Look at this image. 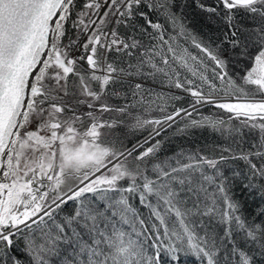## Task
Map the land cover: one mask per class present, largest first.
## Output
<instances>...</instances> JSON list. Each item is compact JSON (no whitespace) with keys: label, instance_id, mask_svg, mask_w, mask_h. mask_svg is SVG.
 <instances>
[{"label":"snow or ice","instance_id":"snow-or-ice-1","mask_svg":"<svg viewBox=\"0 0 264 264\" xmlns=\"http://www.w3.org/2000/svg\"><path fill=\"white\" fill-rule=\"evenodd\" d=\"M0 264H264V0H0Z\"/></svg>","mask_w":264,"mask_h":264},{"label":"trees","instance_id":"trees-1","mask_svg":"<svg viewBox=\"0 0 264 264\" xmlns=\"http://www.w3.org/2000/svg\"><path fill=\"white\" fill-rule=\"evenodd\" d=\"M137 135H139V133ZM192 139L195 141H199V142L203 143V142H211L213 137L211 134L204 132L201 135L193 137ZM128 140H132L133 142H135V138L132 136H128L125 140V143H127ZM197 146H199V145H197Z\"/></svg>","mask_w":264,"mask_h":264}]
</instances>
